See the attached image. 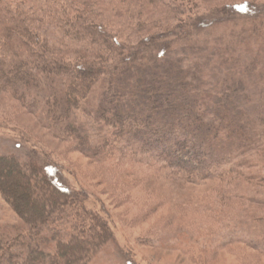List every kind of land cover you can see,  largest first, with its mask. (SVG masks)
<instances>
[{"label":"trees","instance_id":"trees-1","mask_svg":"<svg viewBox=\"0 0 264 264\" xmlns=\"http://www.w3.org/2000/svg\"><path fill=\"white\" fill-rule=\"evenodd\" d=\"M128 4L124 10L108 5L110 19L97 25L80 20L91 11L86 4L61 7L47 23L41 14L13 12L0 0V89L36 105L45 100L52 129L92 161L141 164L186 183L241 171L245 180L264 181V5L242 1L192 18L163 0ZM168 18L176 25L144 36ZM45 26L59 30L56 44L79 47L94 61L49 55ZM82 109L100 124L98 140L71 120ZM252 151L260 157H247ZM238 192L253 194L242 186ZM0 195L27 228L0 236V264H86L94 247L111 237L78 193L13 155H0ZM241 198L264 204V197ZM222 219L223 241L264 252L263 222Z\"/></svg>","mask_w":264,"mask_h":264},{"label":"rangeland","instance_id":"rangeland-1","mask_svg":"<svg viewBox=\"0 0 264 264\" xmlns=\"http://www.w3.org/2000/svg\"><path fill=\"white\" fill-rule=\"evenodd\" d=\"M163 1L177 7L184 17L192 18L227 11L229 7L242 1L258 7L264 5V0ZM129 2L130 0H5V5L19 14L25 11L41 14L49 23L52 21L50 16L54 17L53 14H57L61 7L80 8L82 4H86L91 6V11H85L86 15L80 17V20L100 25L104 22L102 17L110 16L108 5L116 6L117 9L110 8L111 10H124L129 7ZM41 5L45 9L41 10ZM260 11L264 13L263 9ZM89 12H94L95 15H89ZM145 15L146 18L147 13ZM260 17H264V14ZM166 20L159 25H151L144 36L161 35L165 32V25L175 26L177 23V20L170 18ZM108 30L114 32L111 27ZM42 31L53 48L48 50L49 55L69 62L94 61L90 54L79 51V47L68 46L69 48L63 49L56 44L60 39V32L55 26H45ZM173 37L170 38L178 41V37ZM79 52L81 55L77 56L76 53ZM41 101L37 105L25 102V99L23 101L10 91L0 89V155H13L22 165L33 163L39 168L44 167L59 187L78 193L85 208L107 225L111 237L94 247L86 264H264V252L241 242L223 241V230H218L217 227V221H222L225 216L238 224L249 221L250 217L264 223V204L241 198L253 195L263 198V180H245L241 171L230 174V178L234 177L231 186H226V178L230 175L204 182L186 183L141 164L128 166L92 161L77 151L75 142L52 129L44 112L45 100L41 98ZM90 113L83 109L75 111L71 120L84 126L91 139L98 140L104 133L99 130L100 124L91 120L93 114ZM257 155L264 159V152L259 155L257 151H252L247 157ZM243 172L251 173L250 170ZM240 186L253 194L240 195ZM227 189L228 192H225ZM10 228L27 233L26 226L0 195V236L8 234ZM215 229L218 230L217 238L211 235Z\"/></svg>","mask_w":264,"mask_h":264}]
</instances>
